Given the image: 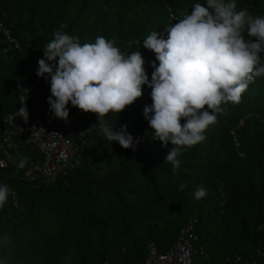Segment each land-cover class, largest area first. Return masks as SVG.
Here are the masks:
<instances>
[{
	"label": "trees",
	"instance_id": "obj_1",
	"mask_svg": "<svg viewBox=\"0 0 264 264\" xmlns=\"http://www.w3.org/2000/svg\"><path fill=\"white\" fill-rule=\"evenodd\" d=\"M196 3L206 0H0V157L8 162L0 184L11 193L0 208V264H141L151 242L168 249L190 221L196 264H264V77L249 83L240 103L224 105L206 138L178 157L176 171L164 163L173 145L154 139L145 118L147 84L133 104L104 117L113 130L126 124L135 148L102 138L98 115L69 102V113L93 131L77 163L52 178L30 172L43 154L5 122L12 114L25 123L16 117L20 86L30 89V121L52 114L50 77L37 75L38 59L62 24L82 45L104 36L124 52L139 51L151 80L159 61L143 39L153 31L166 38L171 18ZM236 4L264 17V0ZM198 186L207 192L199 200Z\"/></svg>",
	"mask_w": 264,
	"mask_h": 264
},
{
	"label": "clouds",
	"instance_id": "obj_2",
	"mask_svg": "<svg viewBox=\"0 0 264 264\" xmlns=\"http://www.w3.org/2000/svg\"><path fill=\"white\" fill-rule=\"evenodd\" d=\"M170 22L174 25L166 27V38L153 31L143 39V46L159 61L158 66L152 61L151 80L139 51L124 52L115 46V39L104 36L82 45L78 36L63 31L67 25L62 24L42 48L37 69L39 77H50L48 103L53 115L67 122L71 102L98 115L102 138L135 148L139 140L127 131L128 126L113 130L104 117L133 104L147 84L152 104L145 105L144 115L154 129L153 138L164 146L173 145L164 163L176 171L181 164L178 157L206 138L204 133L224 113V105L240 103L249 83L264 77V17L252 16L246 5L238 11L236 0H206V5L196 3L190 13L182 10ZM18 89L21 107L16 117L27 122L30 89ZM26 163L22 159L18 167ZM185 187L180 185L181 190ZM10 194V187L0 184V208ZM206 195L203 186L194 192L197 200ZM2 244L8 246L11 241L4 237Z\"/></svg>",
	"mask_w": 264,
	"mask_h": 264
},
{
	"label": "built area",
	"instance_id": "obj_3",
	"mask_svg": "<svg viewBox=\"0 0 264 264\" xmlns=\"http://www.w3.org/2000/svg\"><path fill=\"white\" fill-rule=\"evenodd\" d=\"M41 111L45 109L42 108ZM5 122L18 127L22 139L28 145L37 147L41 151L43 159L40 162H32L30 172L39 171L47 178L65 172L66 168H72L77 163V160L85 153L86 137L93 131L90 125L79 124L73 113H69L67 122L56 118L53 113L42 117L37 123L28 119L27 122L18 126L12 114L5 118ZM7 164V159L0 157V168H5ZM193 228L194 222H188L181 230L177 241L168 249L161 250L155 242H151L148 254L141 264H196L194 261V255L197 252L194 244L196 238ZM247 264L256 263L247 261Z\"/></svg>",
	"mask_w": 264,
	"mask_h": 264
},
{
	"label": "crops",
	"instance_id": "obj_4",
	"mask_svg": "<svg viewBox=\"0 0 264 264\" xmlns=\"http://www.w3.org/2000/svg\"><path fill=\"white\" fill-rule=\"evenodd\" d=\"M11 125V124H10Z\"/></svg>",
	"mask_w": 264,
	"mask_h": 264
}]
</instances>
